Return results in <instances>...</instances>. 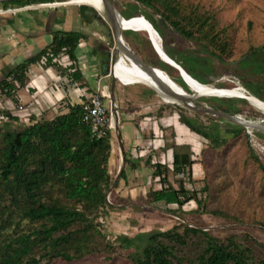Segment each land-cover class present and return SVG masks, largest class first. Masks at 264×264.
I'll return each mask as SVG.
<instances>
[{
	"label": "trees",
	"instance_id": "obj_1",
	"mask_svg": "<svg viewBox=\"0 0 264 264\" xmlns=\"http://www.w3.org/2000/svg\"><path fill=\"white\" fill-rule=\"evenodd\" d=\"M15 1L18 2L15 8H23L65 0ZM132 1L140 11L136 10L134 14L124 17L129 22L135 24L128 18L139 16L143 19V11L152 10L159 13L185 39H196L202 35L209 43H216L215 35H210L212 27L205 28L208 17L199 15L193 21L190 16L180 13L176 0ZM7 8L9 7H4L5 10ZM123 26L124 29H131ZM51 32V41L45 48L17 65L6 78L0 80L2 100L13 98L16 89L14 81L19 86L26 85V68L36 61L42 60V66H53L60 74H67L71 81L81 80L75 48L81 39L90 42L94 40L79 31L56 29ZM160 36L162 37L161 34ZM139 38L140 51L149 52L150 58L157 57L147 35L140 36L139 33ZM218 47L223 51L226 43ZM164 51L190 76L200 83H208L206 78L199 80L192 74L187 62L189 58L182 56L179 59V55L178 62L176 53L171 54L165 48ZM61 54L67 56L63 66L57 61ZM152 60L146 56L144 58L146 65L152 64ZM257 60L256 65L253 62ZM158 63L160 69L166 71L175 83L187 93L192 92L179 74L174 76L170 73H178L177 69L161 61ZM245 63L253 64L257 73L264 74V47H251ZM206 64L209 61L204 59L198 65L211 71ZM206 97L205 100L213 109L225 113L240 111L237 104L231 101L236 97ZM215 100L222 103L216 105L213 103ZM67 108L66 112L56 113L49 119L27 114L24 123L21 122L24 115L19 112L0 109V264H47L57 258L71 262L94 252L96 240L104 236L102 229L106 226L108 209L112 205L106 200V191L113 178L108 172L111 135L107 133L101 138L91 137L88 124L81 119V105L72 104ZM178 113L190 130L209 139L213 146L225 142L226 138L217 131L194 124L181 110ZM242 129L239 125H233L231 135H237ZM166 147L171 150V171L177 175L187 170V174H190L194 162L191 145L186 142L167 143ZM255 159L264 170V165L259 163L257 157ZM124 160L130 161L127 157ZM133 165L130 163V167ZM152 167V176L160 188L147 192L149 203L175 204L176 211L170 213L177 217L184 215L183 206L190 201L196 202V212L198 209L205 210L195 189L188 190L182 180L177 187L170 184L167 176L169 168L164 161H156L152 163ZM125 175V171L121 169L114 188L119 179L126 180ZM191 238L197 239V251L188 254L184 248ZM116 239L117 244L128 251L125 256L134 264H264V260L257 263L251 249L241 244L235 235L219 238L208 230L183 221L163 231L140 232L132 237L119 235ZM106 246L114 249L111 243ZM36 250L40 252L38 257L34 252ZM46 258L48 260L44 261Z\"/></svg>",
	"mask_w": 264,
	"mask_h": 264
},
{
	"label": "rangeland",
	"instance_id": "obj_2",
	"mask_svg": "<svg viewBox=\"0 0 264 264\" xmlns=\"http://www.w3.org/2000/svg\"><path fill=\"white\" fill-rule=\"evenodd\" d=\"M110 1L117 12L123 17L134 14L136 10L140 11L132 0ZM176 1L178 2L180 13L190 16L193 18V21L199 15H202L204 18L208 17V23L205 28L212 27L210 35H215V41L216 43L219 42V44L209 43L202 35L196 39L187 40L172 29L159 13L145 10L143 11L144 16L149 20L153 29L163 37L160 36L163 41V50L165 48L171 54L176 53L177 55L189 58L187 62L193 71L192 74L199 80L206 78L208 80L207 84L220 87L218 89L220 92L227 91L229 90L227 88L233 86H241L247 93H253L261 98V100H264V74L257 73L253 64L246 65L245 63L251 47H264V0ZM57 3H50L52 5H47L48 3L34 4L23 7L22 11L24 12H22V15L45 17L47 14L50 15L49 22L51 23H53L52 16L57 15L58 24L64 29L71 26L74 27L76 22H80L83 33L91 39H98L106 45L108 53H111L109 54L107 63V66L111 67V70L110 72H103L105 84L109 87L105 91L108 95L105 98L106 104L109 103V100L111 101V88L115 87L116 84L141 82L157 90L163 101L167 102L165 104L167 106V113L177 112L178 108L194 124L204 125L208 129L217 132L220 129L221 136L226 138V140L221 144L213 146L209 139H205L203 136L190 130L183 123L178 113L176 118L180 125H182L179 126V134L183 135L182 140H179L191 144L194 162L192 163L190 174H187L188 171L186 170V172L176 175L171 171L169 166L170 151V154L164 158L169 168L168 181L174 187H177L179 181L182 180L188 190L195 189L197 197L202 199L205 210L198 209L196 212L195 209L198 208L196 202L190 201L183 206L184 215L177 217L170 213L176 211L175 204H164L162 202L149 203L147 201V192L150 189L160 188L159 183L152 176L153 167L151 163V172L148 175L149 177L146 178L145 188H141L140 190H116L117 186L113 187L115 181L113 182L114 178H112L110 186L106 191L107 203L112 205L108 209L106 226L102 229L104 236L98 237L96 240L94 252L71 262L57 258L47 264H134L125 256L128 251L117 244V236L127 235L132 237L140 232L163 231L182 221L189 225L208 230L219 238L235 235L241 244L251 249L257 263L264 260V170L260 168L255 159L257 157L259 163L264 165V131L262 129L264 127V113L247 103L246 99L243 101L244 98L240 97L231 100L237 104L236 107H239L240 111L223 113L236 118L238 122L243 124L242 126L233 122L227 115L212 113L210 110L213 107L205 100L206 96H199L190 101L192 106L176 104L175 102L179 104L181 102L166 95L160 85L166 82V85L169 84L171 87L172 85H176V91L183 94L188 93L165 72L160 73V77H143L141 75V71H143L141 70L142 67L135 60H132L133 68L132 70H125L126 75L119 72L115 73L112 65L117 56L120 62L127 61V58L120 52L121 45L124 44L129 49L127 44L131 47V44H134V51L139 54L138 52L141 48L139 33L140 36H146L147 33L139 30H136L139 31L138 33L131 30H120L121 41L124 43L120 42L119 50L116 51L117 56L111 59V55H115L113 35L109 25L98 17L99 14L89 5L81 7L82 4L78 3L56 5ZM17 4L18 2L15 0L0 1V9L5 10L4 7L17 9V7H14ZM96 10L98 11V9ZM102 15L104 16V14ZM146 18L143 17L141 19L139 16H136V18L131 19L135 22V24H132L137 27L150 28ZM29 20L32 25H36L34 18H30ZM120 28L124 29L122 21ZM68 30H71V28ZM222 43H226V48L223 51L218 47ZM129 51L132 52L130 49ZM137 54L133 53V55L139 57ZM204 59L209 61V64L206 65L210 66L211 71L208 68H203L202 65H198ZM62 60H65L63 56ZM258 61L253 63L257 65ZM128 73L131 74L132 78L128 76ZM89 84L91 83L89 82ZM253 86L263 90L259 92L253 89ZM191 89L192 92L189 94L197 93L193 87ZM120 93L125 94L123 91L118 90L119 96ZM113 103L115 104V107H113L115 117L114 115L113 117L115 122L118 123L116 111L121 112L119 108L121 103L115 101ZM213 103L219 105L222 102L215 100ZM223 105H226L225 102ZM125 107L126 104L122 106V108ZM251 120L254 121V125L252 126L249 124ZM233 125H239L243 129L237 135H231ZM117 130L118 128L113 130L115 131V135H117ZM163 135L168 139V144L173 143L170 139L172 138V133L169 128L165 130ZM152 160L158 161L157 157ZM138 185L134 184L133 187H137ZM204 188L206 189L204 190ZM212 211L218 213L214 214ZM196 241V238H191L184 248L186 253L193 254L197 251L195 246ZM107 243H111L114 249L106 246ZM34 252L36 257L40 255L39 250ZM47 260V258L44 259V261Z\"/></svg>",
	"mask_w": 264,
	"mask_h": 264
},
{
	"label": "crops",
	"instance_id": "obj_3",
	"mask_svg": "<svg viewBox=\"0 0 264 264\" xmlns=\"http://www.w3.org/2000/svg\"><path fill=\"white\" fill-rule=\"evenodd\" d=\"M22 9L7 8L3 13H0V80L6 78L17 65L45 48L51 41L52 30L71 28V31L83 33L80 22L75 23L77 26L70 25V28L64 29L58 24L57 15L52 16L53 23H51L49 22L50 15L46 14L45 17L23 16L22 12L24 11ZM30 18L35 19L36 25L31 24ZM131 45L132 47L127 44L129 49L137 54L134 51L135 45ZM105 51H107L106 45L98 39H94L93 42L86 39L79 41L75 48V56L77 68L81 71L82 78L77 82L71 81V77L67 74H60L53 66H40L38 61L30 63L26 68V85L16 87L13 98L5 99L3 106L7 110L17 111L24 115L21 117V122L24 123L27 114L31 113L38 118L49 119L56 113L66 112L68 105L81 103L98 89L108 90L109 87L105 84L103 74L104 71H107ZM138 53L137 55L143 62L145 56L149 60L153 59L154 62L148 66H156L154 68L160 69L161 66H159L158 61L168 64L160 59L156 52L157 57L151 58L149 52L141 53L139 50ZM176 56L177 60L179 55L176 54ZM179 59H182V56ZM130 62L133 61L130 60ZM174 62L176 63V61ZM164 72L167 74L166 71ZM170 73L174 76L177 75L174 71ZM118 90L125 94L120 93L119 96ZM111 95L115 102L121 103L120 107L118 106L121 112L116 111L120 141L117 140L118 135H115V131H112L110 134L111 150L108 159V172L114 179L116 175V181L119 171L121 169L125 171L126 180L119 179L116 190H140L145 188L146 178L151 172L150 164L156 162L152 159L157 157L158 161L163 162L164 158L170 154L171 150L165 146L168 141L163 135L165 130L170 129L172 133L170 139L173 143H184L180 141L183 135L179 134V126L182 125L176 118L179 110L177 108V112L167 113V106L165 105L167 102L163 101L157 90L141 82L116 84L115 87L111 88ZM14 103H19L21 108L13 106ZM124 104L126 107L122 108ZM113 115L115 117V111ZM141 115L142 117H140ZM124 157L130 161L125 162ZM130 163L134 164L133 167H130ZM134 184L141 185L133 187Z\"/></svg>",
	"mask_w": 264,
	"mask_h": 264
},
{
	"label": "bare ground",
	"instance_id": "obj_4",
	"mask_svg": "<svg viewBox=\"0 0 264 264\" xmlns=\"http://www.w3.org/2000/svg\"><path fill=\"white\" fill-rule=\"evenodd\" d=\"M68 3L69 4H72V3L86 4V5H89V6H92L96 9H98V11L101 14L104 13V8H103V4H102L101 0H69V1H64V2H58L56 5H60V4L69 5ZM47 5H52V4H47ZM118 21H119L120 26H121V21H122L123 25H126L127 27L131 28L132 30H139V31H144L145 33H147V37L150 40L152 47H156L160 53L164 52V50L162 48V39H161L160 35L155 31V29H153L151 23L147 19H146V21L148 22L150 28L149 27H137V26L133 25L131 22H129L126 18L121 17V16L118 17ZM122 43H124V42H122ZM123 45L124 44L121 45L120 52L129 61H125V62L121 61L120 62L119 57L117 56L115 62L113 63V65L112 64L111 65H112V67H114L115 73L119 72V73H124V75H126L125 70H128V69L132 70V68H133V64L130 62V60L134 61V57L125 51ZM119 46H120V42L116 46L117 50H119ZM125 48H126V46H125ZM141 70H143V71H141V75L143 77H146V76L147 77H160L161 75H159V74L164 72L161 69H156V68H155V72L153 74L148 73L147 71H145V69L141 68ZM128 76H130V78H132L130 73H128ZM136 77H138V76H136ZM139 79H140V77H139ZM187 81H188L189 86L193 87L195 92H197L195 94H199V92H201L200 96H218L220 98L221 97H241V98L246 99V101L250 105L254 106L255 108H257L258 110H260L264 113V101L260 100L259 98H257L256 96H254L250 93H247L246 90L244 88H242L241 86H233L231 88H227V89H229L227 91H221L220 92V90H218L220 87H216V86L211 85V84L200 83L199 81H197L196 79H194L192 77L187 78ZM163 86H167L166 82L163 83ZM172 88L177 90L176 85H172ZM244 94H246V95H244ZM172 98L175 99L174 97H172ZM175 100H177V99H175ZM249 124L251 126L254 125V121L251 120Z\"/></svg>",
	"mask_w": 264,
	"mask_h": 264
},
{
	"label": "water",
	"instance_id": "obj_5",
	"mask_svg": "<svg viewBox=\"0 0 264 264\" xmlns=\"http://www.w3.org/2000/svg\"><path fill=\"white\" fill-rule=\"evenodd\" d=\"M1 2L2 1H12V0H0ZM102 1V4H103V8H104V16L98 12L94 7L93 10L96 11L99 15L98 17L100 19H102L104 22H106L109 27H110V30L112 32V35H113V39H114V47L113 49L115 50V55H111V59H113V57L117 56V44L119 42H121V33H120V24H119V21H118V17L122 15L117 12V10L113 7L112 3L110 0H101ZM85 7L87 6L86 4H82L81 7ZM122 44V43H121ZM125 51L128 53V54H131L133 57H134V60L143 68L145 69V71H147L148 73L150 74H153L155 72V68L154 67H151V66H148L146 65L139 57H137L136 55H133V52L129 51V49L125 48V46L123 45ZM155 52L158 54L159 58L162 59L164 62L168 63L169 65L173 66L174 68H176L178 70V73L180 75V77L182 78V80L184 81V83L188 86V88L190 90L191 87L189 86L188 84V81H187V78H190L191 76L180 66L178 65L177 63H175L173 60H171L166 54L165 52H162L160 53L156 47H153ZM109 54L111 53H108V57H109ZM243 58V57H242ZM238 61V60H236ZM113 63V62H112ZM111 67H108L106 66V70L107 71H110ZM161 89L163 90V92L170 96V97H174L175 99H177L179 102H181L180 104L182 105H187V106H192L190 101H192L193 99L197 98L200 96V94H195V93H192V94H183V93H180L179 91H176L175 89H173L169 84H167V86H163L161 85ZM114 99L113 97L111 98V101H110V104H114ZM212 113L214 114H218V115H227L223 112H219V111H216L214 109H211L210 110ZM112 112H114V110H112ZM228 116V115H227ZM228 117H232V116H228ZM239 124H241L240 122H237ZM243 125V124H241ZM117 129L118 128V123L114 121V129ZM263 131H264V127L262 128ZM117 140L120 139V136L118 134V130H117ZM120 141V140H119ZM120 146L122 147V144L120 143ZM123 153V152H122ZM115 179H116V175H115ZM115 179L113 180V182L115 181Z\"/></svg>",
	"mask_w": 264,
	"mask_h": 264
},
{
	"label": "built area",
	"instance_id": "obj_6",
	"mask_svg": "<svg viewBox=\"0 0 264 264\" xmlns=\"http://www.w3.org/2000/svg\"><path fill=\"white\" fill-rule=\"evenodd\" d=\"M5 10L0 9V13H3ZM130 17L129 19L135 18ZM62 56L65 58V60H62ZM67 56L65 54H61L58 57V63L63 66L66 63ZM38 65L42 66L43 61H38ZM15 87H18V83L14 81ZM108 97L107 93L104 90L98 89L95 93L91 94L87 99L79 103L82 108V114L81 119L85 123L88 124L90 129L91 137L94 138H101L103 136H106L107 133H110L114 130V118H113V107H115V104H106L105 98ZM3 101L0 98V109L5 108L3 106ZM19 103H14L13 106H17L18 108H21V106L18 105Z\"/></svg>",
	"mask_w": 264,
	"mask_h": 264
},
{
	"label": "flooded vegetation",
	"instance_id": "obj_7",
	"mask_svg": "<svg viewBox=\"0 0 264 264\" xmlns=\"http://www.w3.org/2000/svg\"><path fill=\"white\" fill-rule=\"evenodd\" d=\"M105 56H106V60H107V63H108V51H105ZM254 88L253 89H255V90H257V91H259V92H261L263 89H257V88H255V86H253ZM252 95H254V96H256L257 98H259L257 95H255V94H253L252 93ZM236 98H240V97H236ZM260 100H261V98H259ZM264 101V100H263ZM248 103V102H247ZM217 111V110H216ZM239 117H241V116H239ZM238 118V117H237ZM230 119L233 121V122H235V123H237L238 121H237V119L236 118H234V117H230ZM237 124H239V123H237ZM239 125H241V124H239ZM243 126V125H242ZM221 131H220V129H218V133H220Z\"/></svg>",
	"mask_w": 264,
	"mask_h": 264
}]
</instances>
